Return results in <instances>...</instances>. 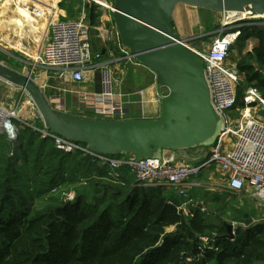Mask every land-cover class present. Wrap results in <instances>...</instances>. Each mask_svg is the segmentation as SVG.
I'll use <instances>...</instances> for the list:
<instances>
[{
	"label": "trees",
	"instance_id": "16d2710c",
	"mask_svg": "<svg viewBox=\"0 0 264 264\" xmlns=\"http://www.w3.org/2000/svg\"><path fill=\"white\" fill-rule=\"evenodd\" d=\"M82 5L92 35L97 5L58 3L69 18ZM233 50L237 116L248 87L264 97V27L242 25ZM13 122L16 140L0 131V264H264V217L255 207L237 208L229 190L207 200L212 208L189 206L184 214L176 208L184 198L171 187L138 186L126 166L114 177L108 166Z\"/></svg>",
	"mask_w": 264,
	"mask_h": 264
},
{
	"label": "built area",
	"instance_id": "2783aa9c",
	"mask_svg": "<svg viewBox=\"0 0 264 264\" xmlns=\"http://www.w3.org/2000/svg\"><path fill=\"white\" fill-rule=\"evenodd\" d=\"M4 0H0V5ZM84 3L95 4L101 8L112 10V3L107 0H83ZM27 7V4L24 5ZM73 18L54 16L46 23L47 38L40 45L32 57V66L42 67L54 72L58 79L80 82L84 79L86 69H96L103 61L99 52L91 46V26L85 19L83 5L77 10ZM40 16L42 9L34 7L31 12ZM229 19L223 24L228 25L231 18L235 24L227 31H220L212 38L206 49L192 46L189 41L195 37L185 39L184 46L200 57L204 67V77L209 90L210 104L221 119L220 131L209 147H199L201 163L179 162L174 155H161L160 158L135 159L131 154L120 157L99 154L91 151L84 144L67 140L46 129L41 119L39 122H25L14 112L9 111L0 103V131L9 140H16V128L13 120L30 127L41 138L52 139L54 146L66 153L80 152L88 156L91 161L99 165H106L111 171L128 167L135 176L138 186L151 187L170 185L177 187V195L184 199L176 206L177 210L187 214L189 206H199L206 211L201 200L188 197L185 190L186 181L207 170L209 163L216 164V170L225 177V187L235 195L245 194L264 217V120L259 117V110L264 109V97L254 87H248L243 97V107L237 116H232L231 108L236 101V86L240 76L236 65L229 62L232 46L240 35V27L244 24L264 27L263 16L250 13L245 17H238L237 13L223 12ZM245 18V19H244ZM225 32V34H224ZM118 39V38H117ZM118 51L110 52L109 63H116L131 59L128 50L117 40ZM119 52L117 55L116 53ZM46 76V74H45ZM102 92L80 93V100L85 107L104 115L113 114L118 105L112 100L113 73L110 69H102ZM45 84L39 85L42 89ZM43 90V89H42ZM167 94V89L161 92L160 98ZM51 102L54 99H49ZM57 111L67 113V110L56 105ZM196 149V148H195ZM205 151V152H204ZM204 152V153H202ZM200 157V158H201ZM203 170V171H201ZM72 199V193L69 194ZM234 227V223H232ZM202 240L207 242V238Z\"/></svg>",
	"mask_w": 264,
	"mask_h": 264
},
{
	"label": "water",
	"instance_id": "95a60500",
	"mask_svg": "<svg viewBox=\"0 0 264 264\" xmlns=\"http://www.w3.org/2000/svg\"><path fill=\"white\" fill-rule=\"evenodd\" d=\"M178 4L221 12L264 15V0H113L112 20L129 57L167 89L155 119L105 120L57 111L39 85L0 63V78L29 93L46 129L104 155L160 158L164 149L210 146L221 119L213 110L202 60L187 49L171 24ZM233 226H228L232 236Z\"/></svg>",
	"mask_w": 264,
	"mask_h": 264
},
{
	"label": "rangeland",
	"instance_id": "374dc122",
	"mask_svg": "<svg viewBox=\"0 0 264 264\" xmlns=\"http://www.w3.org/2000/svg\"><path fill=\"white\" fill-rule=\"evenodd\" d=\"M30 1L35 2L34 0H30ZM107 1L113 3L111 2V0H107ZM26 4H29L27 6H30L31 3H29L26 0H21V1L4 0L0 5V7L2 5L5 6L3 10L0 9V63L3 64L4 66L11 68L14 71L22 73L24 76L34 81L37 85L45 84V86L42 87L43 90L42 89L41 90L46 94L48 99L51 98L50 95L52 93L55 94L54 101L51 102L49 100L54 108L56 105L62 104V106H64L62 98H65L64 99L65 101L70 100V102L73 103L72 106L73 107L75 106L78 109L79 103L77 97H75V95L68 96L69 94H67V92H63L59 90L61 88L69 89L70 85L63 83L62 79H57V76L54 74V72L46 70L42 67L32 66L30 64L32 57H34V55L36 54V52L38 51L41 45V42L44 37L43 35H45V33L47 34L46 32L47 28L45 30L46 24L44 22L41 24V26H39L37 23H34L32 21H24L25 26L22 29L17 26V24L15 23L17 22L16 19L19 20L18 22H21L25 19L19 13H22L24 11L23 9L22 12L20 10L21 8H25L24 5ZM178 5L180 6V4ZM46 6L47 5H45L44 8H46ZM182 7L184 13L180 18V22L178 23L177 20H174L173 23L175 24L176 29L178 32H180V34L189 33L191 31L190 33H193L196 37L189 42L191 43L192 46L198 48L206 49L212 38L218 35L221 30L227 31L228 29H230L229 26L235 24L234 22H232L235 19L231 18L230 23L228 25H224L223 23L229 19L225 18L226 15L223 14V12L221 11L205 9L193 5H188V6L186 5ZM5 8H7V10L4 11ZM97 8L100 12V15L97 19V24H95L94 27L104 28L109 34L110 40L113 39L114 35L117 36L118 38L116 28L114 27L113 24L111 10L106 8H101L100 6H98ZM176 9H178V6ZM32 16L34 17V15ZM238 17L239 15L235 16V18ZM263 20H264V16H263ZM32 24L38 27L33 28ZM93 30L96 31L95 32L96 36L97 33L99 34L100 32L97 29H93ZM251 43H252L251 40L246 41L245 49H249ZM236 53L237 52L235 50L231 51L229 57L230 63L231 62L233 63L235 61L234 57L237 56ZM41 73L43 74V77H40ZM164 91L165 90L163 88L162 92L164 93ZM0 103L9 111L14 112V114H16L18 118H22L25 122L31 121V119L29 118H32L33 116H35L34 117L35 121L33 120V122L38 123L39 121V115L37 109L34 106L32 100L30 99L29 93L27 91H24L22 88L18 86L10 84L9 82L5 81L2 78H0ZM262 111H264V109L259 110L260 113ZM259 117L264 120V117L261 114L259 115ZM191 150L192 151L189 152L190 155L191 153L192 155L196 154L195 148ZM199 155H201V153H197L195 156L198 157ZM204 159L205 157L195 159L196 160L195 163L197 164L201 163ZM208 167H213V169H210L209 171L207 170L206 172L200 173L196 177L188 179L191 182H196V184L192 185L194 189L193 188L189 189V187L185 185V190L189 196H192L193 198L205 202L204 203L205 206L206 207L208 206V208H210L211 204L207 200H210V197L214 193L224 192L225 186H223L222 183L223 182L225 183V181L223 176L219 172H217L216 164L211 162L209 163ZM111 175L117 177L120 175V171L118 170L111 171ZM210 177L214 179L215 184L209 183L210 180L208 178ZM69 194L65 196L69 200H71ZM225 197L226 196L223 195L220 196L221 199ZM235 197L236 200L234 201V203L237 208L248 209L255 207V205L251 202L249 197L246 196L245 194L237 195ZM219 215H221L222 217H226L225 215L230 216L232 214L230 212L225 211V215L222 213H220Z\"/></svg>",
	"mask_w": 264,
	"mask_h": 264
},
{
	"label": "crops",
	"instance_id": "0c3cea01",
	"mask_svg": "<svg viewBox=\"0 0 264 264\" xmlns=\"http://www.w3.org/2000/svg\"><path fill=\"white\" fill-rule=\"evenodd\" d=\"M26 1L31 3L30 6H27L26 8H21L20 11L22 12V9L24 11L22 13H19L25 19L21 22H18L19 20L16 19L18 23L17 26L20 27L21 29L25 26L24 21H32L34 23H37L39 26H41L43 22L46 24L48 20L53 18L55 15L60 18H67V17L69 18V16H66V12L63 9L59 8L58 3L60 2V0L56 2L57 11L55 12V14H51L47 6L46 8H44L46 5V2H44L43 0H34L35 2H32L30 0H26ZM181 5L186 6L185 4H180V6L176 5V7L174 8L173 14H172L171 24L174 27L176 33L184 40L193 38L192 36L196 37L193 33H190L191 31L189 33L180 34V32L177 31L175 24L173 23L174 20H177L179 23L180 18L182 17L184 13L183 7ZM177 6H178V9H176ZM34 7H37V8L40 7L42 9V14L40 16H34V17L32 16L33 14L31 12L33 11ZM5 10H7V8H5L4 11ZM76 14H78V11H76ZM32 27L37 28L38 26L32 24ZM93 28L99 30L100 32L99 34L97 33V36L95 35L96 31H94L92 35L90 34L91 35V46H92L93 51L101 53V60L103 61V64L102 66L96 68L95 70L86 69L84 71L83 81H80V82H74L71 80L63 81V83L70 85V88L69 89L67 88L59 89L58 88V89L63 92H67V94H69L68 96L75 95L79 103V105L77 104L79 106V108L77 109V107L72 106L73 103L70 102V100L65 101L64 100L65 98H62L63 105H64L63 107L67 110V113L75 114V115L83 116V117H88V118L105 119V120L107 119L108 120L155 119L157 118L160 115L159 99H160V95H161L163 88L159 87L156 84L154 74L148 68H146L145 66L141 65L140 63L132 59H125V60L116 62L114 64L109 63L110 52L112 51L110 50V47H109L110 42L117 41L118 40L117 36L114 35L113 39L111 36L112 40H110L109 34L104 28H101V27L99 28L93 27ZM45 30H46V25H45ZM46 32L47 34L45 33V35H43L44 37H43L42 42H44L47 38L48 31L46 30ZM118 54L119 53H117V55ZM105 68L110 69L113 73L112 100L116 102V104L119 107L118 109L114 111L113 114H110V115H107V114L101 115V114L96 113L91 108L85 107L84 103L82 102V100H80V97H79L81 92L92 93V94L93 93L99 94L102 92L103 86H102L101 71L102 69H105ZM43 74L41 73L40 77H43ZM164 90L166 89L164 88ZM54 95L55 94L52 93L50 97L54 99L55 98ZM60 106H62V104ZM259 115H260V112H259ZM34 117L35 116H33L32 118H29V117L27 118L31 119V121L33 120L35 121ZM190 151L192 150L191 149H188V150L164 149L162 150L161 155L167 156V155L172 154L175 156V158L179 162L195 163L196 162L195 159H198L201 157V156H198V157L195 156L197 153H200L199 152L200 148L195 149L196 154L194 155H192V153L190 155L189 154ZM210 169H213V167H209L207 170L209 171ZM207 170H204L203 172H206ZM223 178L225 181L224 176ZM208 179L210 180L209 181L210 184H215V181L212 177ZM195 184L196 182H191L189 180L186 181V186L189 187V189H192L193 188L192 185H195ZM222 184L223 186H225L224 182ZM163 186L171 187L174 190V192L177 193V187L170 186V185H163ZM223 193H225L223 196L228 197L227 195L229 193L226 187ZM187 196L191 197L188 194ZM179 198L181 199L182 197L179 196Z\"/></svg>",
	"mask_w": 264,
	"mask_h": 264
},
{
	"label": "bare ground",
	"instance_id": "6f19581e",
	"mask_svg": "<svg viewBox=\"0 0 264 264\" xmlns=\"http://www.w3.org/2000/svg\"><path fill=\"white\" fill-rule=\"evenodd\" d=\"M44 2H46V5H47V8L49 9V11H50V13L51 14H55V12L57 11V8H56V2L58 1V0H43ZM5 6L4 5H2L1 7H0V9H3ZM233 13H237L240 17H242V16H245V15H247L249 12H233Z\"/></svg>",
	"mask_w": 264,
	"mask_h": 264
}]
</instances>
